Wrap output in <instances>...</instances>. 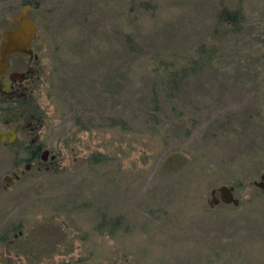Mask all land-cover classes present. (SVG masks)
<instances>
[{
    "label": "rangeland",
    "instance_id": "rangeland-1",
    "mask_svg": "<svg viewBox=\"0 0 264 264\" xmlns=\"http://www.w3.org/2000/svg\"><path fill=\"white\" fill-rule=\"evenodd\" d=\"M41 6L35 93L48 160L0 218L77 232L98 259L116 247L125 264L263 263L264 0ZM223 10L239 23L218 28ZM201 46L213 49L208 67L157 88L156 75ZM230 186L239 206H210Z\"/></svg>",
    "mask_w": 264,
    "mask_h": 264
},
{
    "label": "flooded vegetation",
    "instance_id": "flooded-vegetation-1",
    "mask_svg": "<svg viewBox=\"0 0 264 264\" xmlns=\"http://www.w3.org/2000/svg\"><path fill=\"white\" fill-rule=\"evenodd\" d=\"M4 2L14 3H3L0 8L4 7L3 13L10 18L9 27L0 29V212L3 201L14 205L16 189L29 182L26 176L31 168L46 163L49 154L44 146V115L39 94L35 93L41 71L34 45L38 22L32 17L40 11L44 0ZM25 9L26 17L36 28L35 35L23 52H4L6 34L17 31L16 20ZM25 221L16 223L0 218V264H125L121 263L116 247L98 259L94 255L98 245H83L77 232L72 236L68 231L48 232V224H42L37 231L38 222Z\"/></svg>",
    "mask_w": 264,
    "mask_h": 264
},
{
    "label": "trees",
    "instance_id": "trees-1",
    "mask_svg": "<svg viewBox=\"0 0 264 264\" xmlns=\"http://www.w3.org/2000/svg\"><path fill=\"white\" fill-rule=\"evenodd\" d=\"M217 27L221 25L237 24V14L234 12L229 13L227 10H223L217 17ZM207 52L204 46L197 49V58L179 66L175 71L163 70L160 74L156 75L157 79L161 80L157 88L168 89V93L171 92L172 86L179 80L188 79L191 75L201 71V69L208 67V63L212 60L213 49ZM155 88V87H154Z\"/></svg>",
    "mask_w": 264,
    "mask_h": 264
},
{
    "label": "water",
    "instance_id": "water-1",
    "mask_svg": "<svg viewBox=\"0 0 264 264\" xmlns=\"http://www.w3.org/2000/svg\"><path fill=\"white\" fill-rule=\"evenodd\" d=\"M28 9L23 10L22 16L16 20V22L19 24L17 27V31L13 33H7V42L4 43L3 45V51L4 52H14L16 50L24 51L23 49L25 48V44L31 40V38L35 35L36 28L32 24L31 21L28 20L26 17V12ZM26 37V39H25ZM16 45V46H15ZM264 179V178H262ZM259 188L264 189V186L262 184H256ZM218 192L220 197L217 200L215 193ZM234 187H219L216 191L213 190L211 192V201H210V206H216L220 202L225 204V205H233L235 207L239 206L238 200L235 199L234 197Z\"/></svg>",
    "mask_w": 264,
    "mask_h": 264
}]
</instances>
